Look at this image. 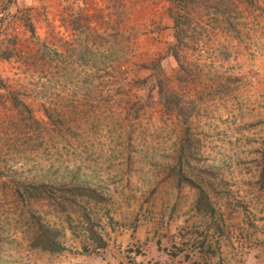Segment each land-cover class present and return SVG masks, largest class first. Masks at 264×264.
Segmentation results:
<instances>
[{
	"label": "rangeland",
	"instance_id": "1",
	"mask_svg": "<svg viewBox=\"0 0 264 264\" xmlns=\"http://www.w3.org/2000/svg\"><path fill=\"white\" fill-rule=\"evenodd\" d=\"M0 264H264V0H0Z\"/></svg>",
	"mask_w": 264,
	"mask_h": 264
},
{
	"label": "trees",
	"instance_id": "2",
	"mask_svg": "<svg viewBox=\"0 0 264 264\" xmlns=\"http://www.w3.org/2000/svg\"><path fill=\"white\" fill-rule=\"evenodd\" d=\"M170 93L171 91L170 89H168V87H165L164 89L162 88V90L160 91V94L164 95L165 98L169 96ZM30 188L33 189V185H30ZM34 189L35 191H41V195L45 199L50 200L54 197V194L52 192L53 189L49 185L42 184ZM70 190H71L70 193L66 192L67 196H63V201L60 203L63 205L61 210L68 208V207H65L67 201L69 202L68 203L69 205L74 206L75 204L79 202V200L77 199L87 198L88 200H90V199L97 198L95 195V192L92 191L91 189L76 187ZM88 222H89L90 227L87 229V231L90 233L91 238L94 239V241L99 242L100 245L102 246V242L104 243L103 239L92 228L93 226H92L91 220ZM56 236H57L56 232L50 227L40 226L37 234L35 235L33 245L34 247L41 248L51 253H60L64 251L65 245L62 242L58 241Z\"/></svg>",
	"mask_w": 264,
	"mask_h": 264
}]
</instances>
